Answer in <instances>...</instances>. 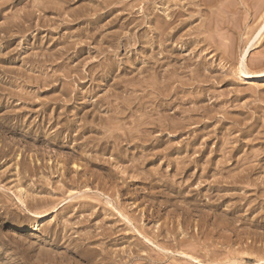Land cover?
I'll return each mask as SVG.
<instances>
[{
	"label": "rangeland",
	"instance_id": "374dc122",
	"mask_svg": "<svg viewBox=\"0 0 264 264\" xmlns=\"http://www.w3.org/2000/svg\"><path fill=\"white\" fill-rule=\"evenodd\" d=\"M198 1L0 0V264H264V1Z\"/></svg>",
	"mask_w": 264,
	"mask_h": 264
},
{
	"label": "bare ground",
	"instance_id": "6f19581e",
	"mask_svg": "<svg viewBox=\"0 0 264 264\" xmlns=\"http://www.w3.org/2000/svg\"><path fill=\"white\" fill-rule=\"evenodd\" d=\"M162 1H166V3H168L167 1H169V0H162ZM194 1V0H193ZM196 1H198V0H196ZM201 1V0H200ZM200 1H198L199 3H198V5L200 4ZM203 2H209L210 3V5H213V3H215L216 4V0H202ZM201 1V2H202ZM231 1V0H230ZM262 1V0H261ZM264 1V0H263ZM262 1V2H263ZM202 2V3H203ZM229 2V1H228ZM165 3V2H164ZM179 3V2H178ZM181 3V2H180ZM188 4H189V2H187ZM193 3V2H192ZM196 3V2H195ZM194 3V4H195ZM233 3V2H232ZM257 3V2H256ZM163 4V3H162ZM187 4V5H188ZM191 4V3H190ZM208 4V3H207ZM225 4V3H224ZM198 5H197V7H198ZM205 6H206V3L204 4ZM203 5V6H204ZM181 6V5H180ZM202 6V5H201ZM208 6V5H207ZM235 6V5H234ZM260 7H261V5H259ZM184 7V6H183ZM200 7V6H199ZM226 7V6H225ZM193 8V7H192ZM195 8V7H194ZM211 8V7H210ZM234 8V7H233ZM258 8V7H257ZM180 9H183L184 10V8H180ZM179 9V10H180ZM217 9V8H216ZM221 9V8H220ZM261 9V8H260ZM195 10H198V9H195ZM224 10V9H223ZM233 10V9H232ZM221 10H219V12H220ZM186 12V11H185ZM198 12H200V10L198 11ZM209 12V11H208ZM214 13H216L215 11H213ZM222 12V11H221ZM228 12V11H227ZM240 12V11H239ZM211 13V12H210ZM226 13V12H225ZM189 14H191V13H189ZM194 14H195V12H194ZM258 14V13H257ZM173 15L175 16L176 15V18L178 17V19H180L179 17L180 16H184L185 15V13L182 11V12H173ZM198 15H199V13H198ZM197 15V16H198ZM226 14H224V16H225ZM233 15V14H232ZM173 16V17H174ZM192 15H190V17H191ZM194 16V15H193ZM201 16V15H200ZM219 16V15H218ZM228 16V15H227ZM213 17V16H212ZM217 17V16H216ZM229 17V16H228ZM233 17V16H232ZM245 17V16H244ZM181 18H183V17H181ZM231 18V17H230ZM235 18V17H234ZM247 17H245V19H246ZM170 20V19H169ZM174 20H176L175 18H174ZM236 20V19H235ZM217 21H218V19H217ZM220 21V20H219ZM232 22V21H231ZM234 22V21H233ZM236 22V21H235ZM170 23H171V20L170 21H166L165 23H164V25H162V26H164V27H166V26H169L170 25ZM237 23V22H236ZM172 24V23H171ZM225 25V24H224ZM239 25V24H238ZM229 26V25H228ZM235 26V25H234ZM264 26V25H263ZM216 27H218V26H216ZM227 27V26H226ZM262 28V27H261ZM226 30V29H225ZM234 30V29H233ZM261 31L259 32L260 34L264 31V27L262 28V29H260ZM221 32V31H220ZM258 33V32H257ZM258 33V34H259ZM259 34V35H260ZM263 34V33H262ZM225 35V34H224ZM257 36V35H256ZM255 37V36H254ZM258 39L259 38H261V36L259 37H257ZM256 37H255V39H257ZM257 41V40H256ZM255 41V42H256ZM247 46V45H246ZM251 46H252V44H251ZM254 49V48H253ZM249 51H250V46H249V49H247V51L245 52V55H244V59H245V57L247 56V54L249 53ZM250 52H252V51H250ZM243 56V55H242ZM243 70V69H242ZM242 77L245 79V80H250V79H257V81L258 80H264V73H256V74H254V73H249L248 71H242ZM192 248V247H191ZM195 250V249H194ZM217 264V263H216Z\"/></svg>",
	"mask_w": 264,
	"mask_h": 264
}]
</instances>
